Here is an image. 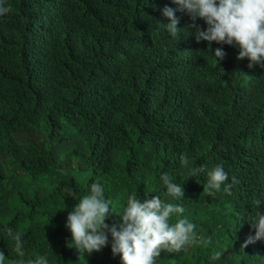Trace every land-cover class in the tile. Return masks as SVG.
Returning a JSON list of instances; mask_svg holds the SVG:
<instances>
[{
	"label": "trees",
	"instance_id": "1",
	"mask_svg": "<svg viewBox=\"0 0 264 264\" xmlns=\"http://www.w3.org/2000/svg\"><path fill=\"white\" fill-rule=\"evenodd\" d=\"M0 17V252L5 264H121L109 244L69 248L68 212L99 183L118 216L130 195L181 203L210 243L162 251L156 264H264L250 221L264 213V65L197 43L172 0H6ZM177 9L180 37L159 23ZM196 23L206 29L203 20ZM223 48L217 63L214 50ZM188 157V167L181 160ZM222 165L230 194L189 167ZM183 185L177 201L159 177ZM259 201V206H257ZM175 216L172 222H175ZM22 234L23 258L6 234ZM217 252L219 259L213 257Z\"/></svg>",
	"mask_w": 264,
	"mask_h": 264
},
{
	"label": "clouds",
	"instance_id": "2",
	"mask_svg": "<svg viewBox=\"0 0 264 264\" xmlns=\"http://www.w3.org/2000/svg\"><path fill=\"white\" fill-rule=\"evenodd\" d=\"M179 5V11L186 12L192 23L188 25L197 43L207 42L208 51L213 53V42L219 45L237 47L239 52L237 60L249 61L247 67L252 69L255 65H264V0H172ZM12 11L6 0H0V17ZM177 9L164 7L162 15L170 23L163 26L172 37H180L179 19L176 17ZM203 20L207 25L202 29L197 20ZM217 63L222 61L226 53L223 48L214 50ZM180 160L188 167V157L181 154ZM207 175V188L209 190H223L230 194L233 184L238 183L232 177V183L222 165H216L210 170L205 166L189 167L188 177ZM166 188L165 195L177 201H182L185 193L183 185L174 183L172 177L163 173L159 177ZM257 201V206H259ZM112 201L104 196V189L99 183H92L90 193L84 195L78 203L68 212L65 227L71 233V242L67 244L77 253L91 255L100 252L109 244L111 236V252L113 257L119 255L121 264H156V259L162 251L180 252L192 244L210 243L197 235L195 224L186 216L182 217L185 209L181 203H166L160 196H147L142 200L136 194L127 199V204L118 215L120 222L109 226L106 220L114 215L110 205ZM175 216V222L172 218ZM255 235L250 236L242 248L256 241H264V213L257 212L250 221ZM7 236L14 241V251L21 258L25 256L24 240L19 231L11 227L5 229ZM222 255L217 252L214 259ZM6 257L0 252V264H5ZM10 264H48L46 257L37 256L33 259H21Z\"/></svg>",
	"mask_w": 264,
	"mask_h": 264
}]
</instances>
